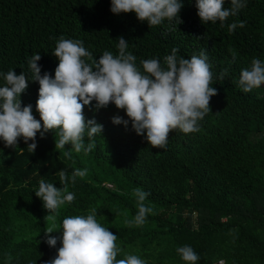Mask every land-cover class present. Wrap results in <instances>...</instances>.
Masks as SVG:
<instances>
[{"label": "trees", "instance_id": "1", "mask_svg": "<svg viewBox=\"0 0 264 264\" xmlns=\"http://www.w3.org/2000/svg\"><path fill=\"white\" fill-rule=\"evenodd\" d=\"M178 2L177 17L150 27L134 12L112 13L111 0H0V87L10 70L23 72L29 82L21 108L31 105L36 120L39 83L31 80L28 61L39 54L41 75L54 78L59 60L53 53L61 38L82 41L92 53L91 60L82 59L92 63L106 51L117 56L123 37L141 72L145 60L166 67L164 57L173 48L178 60L203 51L209 86L218 93L198 121L199 131L174 129L164 148L148 144L131 121L114 124L115 116L128 120L125 110L112 103L96 109L95 101L83 108L86 121L103 126L90 152L77 153L71 144L56 149L58 129L43 137L38 132L33 153L23 138L15 148L0 139V264H46L57 255L61 232L50 234L58 238L50 247L49 213L35 191L41 180L62 188L61 170L74 200L58 208L57 231L64 218L95 209L97 222L117 236V260L135 255L145 264H189L177 249L190 246L199 257L195 264H264V84L245 93L238 83L253 59L264 64V0H242L245 7L215 23L201 22L196 0ZM223 7L230 9V0ZM232 23L238 26L230 33ZM89 142L86 130L85 148ZM76 169L87 174L72 183ZM136 189L149 194L143 203L152 209L139 226L128 223L138 213Z\"/></svg>", "mask_w": 264, "mask_h": 264}, {"label": "clouds", "instance_id": "2", "mask_svg": "<svg viewBox=\"0 0 264 264\" xmlns=\"http://www.w3.org/2000/svg\"><path fill=\"white\" fill-rule=\"evenodd\" d=\"M224 3L225 0H196L201 22H224L245 7L242 0H230V9H225ZM181 8L178 0H111L112 13L134 12L139 21H147L150 27L177 17ZM237 26V23L229 25V32ZM239 27H244L243 21L239 22ZM117 47V56L106 51L98 60L87 63L82 57L91 60L92 53L82 46V41L61 38L53 53L59 60L54 78L48 73L41 75L37 64L41 56L32 55L28 64L31 80L39 83L36 109L43 122V130L40 120L32 115V106L21 108L20 95L27 89L29 79L23 72L16 75L10 70L4 77L5 86L0 87V139L5 147L15 148L19 138H23L28 150L33 153L37 147L35 139L38 132L43 137L49 130L58 129L56 149L71 144V149L77 153L82 149L90 152L95 146L92 138L103 130V126L94 119L86 121L83 114L84 106L93 101L96 102V109L106 108L112 103L117 109L125 110L128 120L115 116L112 122L127 127L131 121L135 132L146 134L145 138L153 148L166 147L169 133L174 129L178 128L185 134L199 131L198 121L210 111V98L218 94L214 87L209 86L212 73L205 52L191 59L178 60V49L173 48L171 54L164 57L166 67H161L157 59H150L141 62V72L135 65L136 57L126 51L128 44L123 37L119 38ZM226 74L227 69L223 70L220 78L223 79ZM238 83L245 93L260 87L264 84V64L259 59H253L251 68L241 71ZM86 130L90 142L85 148ZM64 155L70 158L71 151H66ZM86 174L87 169H76L71 182L75 183L77 177L83 178ZM58 175L62 188L41 180L35 191L49 213L44 217L49 224L45 230L46 243L55 247L58 238L50 234L61 232L59 239L62 246L55 258L46 264H145L135 255L116 259L117 236L97 222L95 209L86 217L64 218L61 230L57 231L58 208L74 200V194L67 192L69 177L63 170ZM135 194L138 213L128 223L139 226L152 209L143 203L148 193L136 189ZM177 252L189 264H195L199 259L190 246L180 247Z\"/></svg>", "mask_w": 264, "mask_h": 264}]
</instances>
